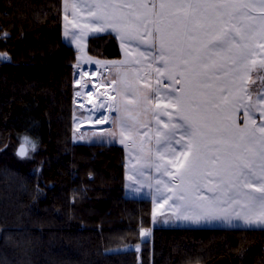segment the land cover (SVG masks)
Listing matches in <instances>:
<instances>
[{"label": "trees", "instance_id": "1", "mask_svg": "<svg viewBox=\"0 0 264 264\" xmlns=\"http://www.w3.org/2000/svg\"><path fill=\"white\" fill-rule=\"evenodd\" d=\"M87 51L121 54L109 31ZM76 59L62 0H0V150L37 148L29 167L0 159V264H264V227H152L151 198L126 193L123 146L72 139Z\"/></svg>", "mask_w": 264, "mask_h": 264}, {"label": "snow or ice", "instance_id": "2", "mask_svg": "<svg viewBox=\"0 0 264 264\" xmlns=\"http://www.w3.org/2000/svg\"><path fill=\"white\" fill-rule=\"evenodd\" d=\"M72 7L76 14L78 6L73 4ZM122 8L132 11H120ZM90 9L95 10H90L89 15L102 21L94 32L110 28L122 41L140 38L148 42L142 35L146 32L153 46L159 45V59L164 68L157 69V72L161 76L166 73L172 82L165 89L169 101L165 107L174 108L180 116V122L171 128L184 133L177 140L178 144L186 139V151L180 153L184 159H178L177 172L169 174L174 178L179 175L190 187L191 178L211 165L213 170L208 175H215L221 181L217 188H223L225 194L228 190L235 193L232 203L240 206L235 217L246 225L264 226V95H258L257 105L245 106L243 128L231 115L236 102L248 93L252 82L250 74L256 69L264 70V58L255 59V49L264 50V0L245 4L159 0L151 7L148 3L115 5L97 0ZM257 11L259 17L250 14ZM238 18L242 23H236ZM65 35H68L67 31ZM76 39L79 43L80 37ZM213 57H220L223 63L218 65ZM225 66L227 70L223 71V76L209 77L210 71L223 70ZM210 79L219 83L209 82ZM157 84H160L159 80ZM145 100L149 105L152 103L147 97ZM249 107H256L260 112V126L257 127L256 121L251 119ZM217 110L227 115L221 117ZM29 143L35 149L36 142L25 136L19 148L20 156L27 155L24 144ZM165 189L172 191L167 185ZM179 199L183 201L184 195ZM218 200L200 196L195 207L201 212L184 218L199 221L227 215L226 209L218 208Z\"/></svg>", "mask_w": 264, "mask_h": 264}, {"label": "crops", "instance_id": "3", "mask_svg": "<svg viewBox=\"0 0 264 264\" xmlns=\"http://www.w3.org/2000/svg\"><path fill=\"white\" fill-rule=\"evenodd\" d=\"M96 2L97 0H62V34L64 38L72 43L77 49L76 65L81 67V71L90 69L89 72H91V75L93 72L92 70L94 69V73L97 71L99 74V72L101 73L99 68L101 65L108 66L111 72L108 76L110 79L108 80L112 83V88L115 94V104L117 99L116 76H119V78L124 81H129V79H139V87L142 88L145 79L147 81L146 89L145 87L144 89H140V94L134 99L136 100L138 107L143 96L144 99L146 96L148 100L152 101L149 107L147 105V108L145 109L150 120V132L148 133L150 134L151 144H153L152 153H154V157H151L153 167L151 170V190L149 195L152 202V227L182 224L196 226L264 227L261 225H246L242 219L235 217L234 213L240 210L238 204L232 203V199L235 198V193L228 190L227 194H225L223 188H217V185H220L221 181L220 178L215 175H208V172L213 170L211 165L203 170L200 175L191 178L192 185L190 187L186 182H182L179 175L174 178L166 172L164 168L176 167L177 160L184 159L180 156V153L186 151V139L181 140L178 144L177 140H180L184 133L182 130L177 129L173 131L171 128V125L180 122V116L174 108L165 107L169 102L167 98L168 92L165 89L167 86L171 85L172 82L168 79L166 73L161 76L157 72V69L164 68L163 61L159 59V45L156 44L153 46L152 39L148 37L146 32L142 33V35L148 42H144L140 38H125L122 41L115 31L107 28L104 32H112L118 39L121 48L120 56L105 59L90 54L87 51L88 36L93 33H102L93 31L94 28L102 25V21H98L96 17L89 15L90 10H95L90 9V6ZM100 2L115 5L148 3L149 7H151L152 3L158 4L159 0H100ZM203 2L245 4L255 2V0H203ZM73 4L78 6L76 14L73 12ZM120 11L130 12L132 10L122 8ZM250 14L256 17L260 16L259 11ZM65 16H67V20L65 19ZM225 19H227V17H225ZM236 23L240 24L242 23V20L238 18ZM74 24L76 25L75 27L73 26ZM66 31L68 35H65ZM82 33H86V35H82ZM77 37H80L79 43H77ZM255 51L257 53L255 57L257 61L264 58V50L256 48ZM213 58L217 61L218 65L223 63L220 57ZM84 65L92 66L82 67ZM226 70L227 66H225L223 70H216L214 72L210 71L209 77L211 78L213 75L223 76V71ZM113 71L118 73H116V75H111ZM95 75H93V77ZM142 78H144V81L141 82ZM158 80L160 81L159 85L157 84ZM209 82L219 83L217 81H212L211 79ZM149 85L151 86L150 88L148 87ZM157 89H159V91H157ZM142 92H144V95L141 94ZM258 95H264V83L260 90L255 94L254 99H252L251 94L247 93V96H243L242 100L236 102V106L232 110L231 115L235 120V123L241 128L245 126V106L249 104L257 105ZM249 96L251 97V101H249ZM158 103L159 107L157 106ZM114 109L115 111L117 110V105L114 106ZM137 110L139 109L137 108ZM247 110L249 111L251 119L256 121L257 127L260 126L262 123L261 114L256 107H249ZM217 111L221 117L227 115L226 112L220 110ZM80 125L82 128L89 126L87 122H82ZM165 125H168L169 127L166 128ZM74 130H77V128L75 127ZM170 161L172 163H170ZM165 185H167V189H171L172 191H167ZM177 185H181V187L177 188ZM213 188H215L216 191H210V189ZM181 195H184L185 197L183 201L179 199V196ZM200 196H206L210 199L219 198L217 206L219 209H226L227 215L221 214L214 218H203L199 221L185 219L184 217L186 215L191 216L194 213L201 212V209L195 207L196 203L199 202L198 198ZM164 200H167V203H164Z\"/></svg>", "mask_w": 264, "mask_h": 264}, {"label": "rangeland", "instance_id": "4", "mask_svg": "<svg viewBox=\"0 0 264 264\" xmlns=\"http://www.w3.org/2000/svg\"><path fill=\"white\" fill-rule=\"evenodd\" d=\"M89 66L92 65H84L82 67ZM99 68L101 73L99 72L98 74L96 71L94 77L90 76L91 72L87 76L83 75L84 72H88L87 69L80 71L81 78L78 80L79 83L76 82L74 70V82L76 84L74 91L78 108L74 120V125L77 130H73L72 139L74 141H111L121 144L124 149L125 158L126 193L132 196L149 197L151 190V170L153 167L151 157H154V153H152L153 144H151L150 134L148 133L150 132V120L147 112H145L149 104H146L143 96L138 107L134 99L140 94V89H144V87L146 89L147 81L145 79L146 83L143 82L142 88L139 87V79L124 81L119 76H116L117 99L115 104L112 83L108 80L110 79L108 76L111 72L107 65H101ZM116 73L118 72L113 71L111 75H116ZM250 75L252 77V83L255 81L256 84H251L252 88L249 87L248 93L254 99L255 94L264 83V70L256 69ZM97 76L100 77L98 78ZM142 81H144V78H142ZM99 92L101 93L102 100L99 102L97 110L93 111L88 102L93 103L94 96L98 95ZM89 93L91 96H89ZM141 94L144 95V92ZM129 101H133V103H129ZM115 105H117L116 111L114 109ZM82 122H87L89 126L82 128L80 125ZM122 131L123 135H121ZM21 142L23 140H11L6 148L0 150V159L17 165H25L26 167L32 166L36 162L35 153L37 148L35 147L33 150L30 143L26 144L27 155L22 157L16 152L17 146ZM164 169L168 174L177 172V167H167ZM149 231H151L149 228L142 229L141 233H145V235H141L142 238L147 237ZM135 247L138 248L139 244H136Z\"/></svg>", "mask_w": 264, "mask_h": 264}, {"label": "water", "instance_id": "5", "mask_svg": "<svg viewBox=\"0 0 264 264\" xmlns=\"http://www.w3.org/2000/svg\"><path fill=\"white\" fill-rule=\"evenodd\" d=\"M75 67H76V66H75ZM88 104L91 105V108H92L93 111H96V110H97V108H98V100H94L93 103H92V102H88ZM22 143H23V142H21V143L17 146V149H16L17 154H19V148H20V146H21ZM24 147L27 149V145H26V144H24Z\"/></svg>", "mask_w": 264, "mask_h": 264}, {"label": "built area", "instance_id": "6", "mask_svg": "<svg viewBox=\"0 0 264 264\" xmlns=\"http://www.w3.org/2000/svg\"><path fill=\"white\" fill-rule=\"evenodd\" d=\"M101 93L99 92V94L98 95H96V96H94V98H93V100H98V104H99V102H101V95H100ZM92 100V99H91Z\"/></svg>", "mask_w": 264, "mask_h": 264}, {"label": "bare ground", "instance_id": "7", "mask_svg": "<svg viewBox=\"0 0 264 264\" xmlns=\"http://www.w3.org/2000/svg\"><path fill=\"white\" fill-rule=\"evenodd\" d=\"M91 69H93L92 67H90ZM94 70V69H93ZM94 74H91L90 76H93ZM100 113V112H99Z\"/></svg>", "mask_w": 264, "mask_h": 264}]
</instances>
